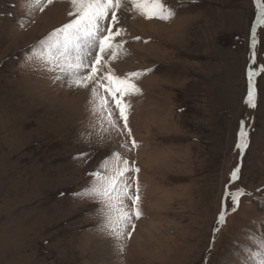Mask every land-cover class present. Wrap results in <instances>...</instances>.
Masks as SVG:
<instances>
[{
    "label": "rangeland",
    "instance_id": "374dc122",
    "mask_svg": "<svg viewBox=\"0 0 264 264\" xmlns=\"http://www.w3.org/2000/svg\"><path fill=\"white\" fill-rule=\"evenodd\" d=\"M164 2L176 13L169 21L124 20L130 55L112 65L121 74L151 69L131 101L139 147L127 151L121 143L131 138L97 142L88 90L62 87L27 60L31 46L71 19L67 0L30 16L25 0H0V264H239L247 234L261 231L264 72L257 107L244 103L248 68H264V26L255 64L249 59L256 0ZM242 120L250 145L230 184ZM114 151L140 168L143 200L123 252L99 230L98 205L74 195ZM229 184L252 195L241 197L213 245Z\"/></svg>",
    "mask_w": 264,
    "mask_h": 264
},
{
    "label": "snow or ice",
    "instance_id": "6c2138e0",
    "mask_svg": "<svg viewBox=\"0 0 264 264\" xmlns=\"http://www.w3.org/2000/svg\"><path fill=\"white\" fill-rule=\"evenodd\" d=\"M53 2L25 0V5L30 16L32 12H42ZM67 3L71 19L31 46L26 53L27 60L39 65L38 70L54 74L50 78L62 87L89 91V111L93 117L89 128L96 132L98 143L103 142L105 134L109 140L119 135L131 138L130 144L125 139L121 146L127 151H134L139 147V142L132 138L129 127L131 101L132 97L142 94L138 81L151 69L121 74L112 66L130 55L126 47L128 32L124 20L139 16L146 20L169 21L174 18L175 10L164 0H67ZM256 6L259 14L251 29L249 57L253 64L259 44L257 27L264 26V0H256ZM140 39L139 36L133 37L135 41ZM261 72H264V68L257 71L250 66L246 74L244 103L252 109L257 107L256 80ZM250 131V126H246V121L242 120L235 144L241 162L232 170L230 184L240 179L243 156L250 145ZM82 135L91 141L90 134ZM89 155L81 153L80 158ZM139 172L135 161L130 162L119 151H114L88 174L90 184L74 194L98 205L97 215L102 218L99 230L113 239L121 252L135 229V220L143 215ZM230 184L225 186L213 245L215 233L226 223L227 216L238 210L241 197L252 195L243 187L231 190ZM260 223L261 231H250L246 237L249 243L237 250L241 257L239 264H264V221Z\"/></svg>",
    "mask_w": 264,
    "mask_h": 264
},
{
    "label": "bare ground",
    "instance_id": "6f19581e",
    "mask_svg": "<svg viewBox=\"0 0 264 264\" xmlns=\"http://www.w3.org/2000/svg\"><path fill=\"white\" fill-rule=\"evenodd\" d=\"M54 4V3H53ZM173 4V3H172ZM178 4V3H177ZM52 11H54L53 9H52ZM27 175V174H26ZM10 260V259H9Z\"/></svg>",
    "mask_w": 264,
    "mask_h": 264
}]
</instances>
